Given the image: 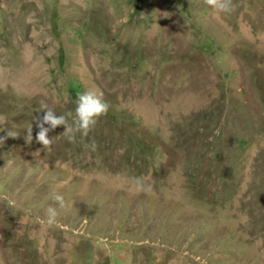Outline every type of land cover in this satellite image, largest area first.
Masks as SVG:
<instances>
[{"label": "rangeland", "instance_id": "obj_1", "mask_svg": "<svg viewBox=\"0 0 264 264\" xmlns=\"http://www.w3.org/2000/svg\"><path fill=\"white\" fill-rule=\"evenodd\" d=\"M233 3L0 0V264H264V0Z\"/></svg>", "mask_w": 264, "mask_h": 264}, {"label": "clouds", "instance_id": "obj_2", "mask_svg": "<svg viewBox=\"0 0 264 264\" xmlns=\"http://www.w3.org/2000/svg\"><path fill=\"white\" fill-rule=\"evenodd\" d=\"M204 3L213 11L219 14H232L235 11V4L233 0H204ZM43 116L36 121L38 132L36 133L35 140L43 146V149L50 151L53 143V138H49L48 133L55 130L57 127L62 126L64 131L61 135L66 137L69 143H76L77 135L81 137H88L89 133L95 128L98 120L107 114L109 104L103 99L102 95H98L93 91H86L79 95L76 100L75 112L68 113L67 115H57L54 110L49 108L46 104L41 102ZM71 117V121H69ZM47 125V127H45ZM27 135L24 137L26 143H31L32 125L26 131ZM19 134L15 131H7L6 138H17ZM2 143V141H0ZM86 148L95 151L96 143L91 141L85 145ZM53 199L60 207H63L64 199L59 194H54ZM57 210L49 207L47 209V216L40 222L48 226H55L57 221Z\"/></svg>", "mask_w": 264, "mask_h": 264}]
</instances>
